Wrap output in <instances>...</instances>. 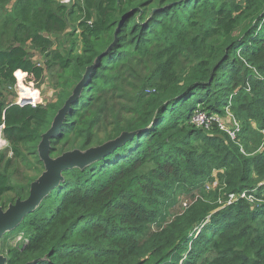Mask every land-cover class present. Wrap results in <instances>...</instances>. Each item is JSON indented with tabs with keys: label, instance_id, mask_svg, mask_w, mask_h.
I'll return each mask as SVG.
<instances>
[{
	"label": "trees",
	"instance_id": "trees-1",
	"mask_svg": "<svg viewBox=\"0 0 264 264\" xmlns=\"http://www.w3.org/2000/svg\"><path fill=\"white\" fill-rule=\"evenodd\" d=\"M66 32L69 50L54 49L51 37ZM28 49L45 57L42 66ZM104 53L50 156L139 132L84 168L62 171L63 182L0 238L6 264H264V202L240 199L244 191L263 199L264 0H0V127L8 143L0 207L28 197L43 172L41 136ZM46 74L54 102L5 103L2 89ZM200 106L208 116L228 107L241 127L236 141L215 123L192 124ZM210 182L223 188L219 207L196 198L166 228L148 232L161 202ZM230 194L235 200L220 206Z\"/></svg>",
	"mask_w": 264,
	"mask_h": 264
},
{
	"label": "water",
	"instance_id": "water-1",
	"mask_svg": "<svg viewBox=\"0 0 264 264\" xmlns=\"http://www.w3.org/2000/svg\"><path fill=\"white\" fill-rule=\"evenodd\" d=\"M106 54L107 53H104L92 66L86 69L82 79L72 90L70 97L55 115L48 131L41 136L37 146V154L43 165V172L30 184L28 197L24 200L16 199L14 203L9 204L5 209L0 207V238L5 233L14 230L23 221L26 215L32 213L39 206L40 202L63 182L62 171L71 168H84L88 164L112 153L139 132H123L117 138L85 151L72 150L55 158L50 156L51 139L58 136L62 121L65 114L70 109V105L78 98L90 77V73L100 64ZM26 105L30 104H25L24 106ZM199 110H202V106L199 107ZM245 258L246 257L243 256V259ZM0 264H6V257L2 254H0ZM29 264H37V261H33Z\"/></svg>",
	"mask_w": 264,
	"mask_h": 264
},
{
	"label": "rangeland",
	"instance_id": "rangeland-1",
	"mask_svg": "<svg viewBox=\"0 0 264 264\" xmlns=\"http://www.w3.org/2000/svg\"><path fill=\"white\" fill-rule=\"evenodd\" d=\"M67 33L69 32L51 37V41L53 43L54 49L69 50L71 46V42L69 41V38H67ZM72 39H74V37ZM75 49H80L79 41H77ZM28 53H29V56L31 57L32 62H34L36 65L42 66L44 64L46 60L44 56H42L38 52H35L34 50H31V49H28ZM2 93H4L6 104L12 101H14V103L15 101L16 102L21 101L22 103L21 105L30 104L32 106H37V105L45 106L47 104L54 102V100L56 99V90L54 88L53 81L49 74H46L44 80L38 84H35L34 81H32V83H29L28 81L27 85L25 84H23V86L20 85L19 88L15 87L14 90L12 88L2 89ZM202 112L205 113L204 111ZM227 112L231 113L228 107L225 108L224 116L227 114ZM224 116H212V117L221 118ZM191 122L192 124H195L196 127L198 126L196 123L192 121V119H191ZM202 128H204L205 130H210L211 125L208 128L206 127H202ZM263 140L264 138L261 136L259 143H262ZM258 144L253 143L251 147L255 148L256 145ZM259 146H261V144H259ZM7 147H8L7 141L3 139L2 136L0 135V152L5 151ZM217 173L219 175H222L223 172L219 170ZM210 183L211 184L207 185L206 187L203 186L202 188L195 189L193 193L178 192V194L175 195L174 197L170 196L167 199H165L163 202H161L159 216L157 220L153 224L150 225L148 232H155L163 228H166L173 221V219L177 215L181 214L183 210L187 207V205H190L193 202V200H195L196 198L207 199L211 201L214 206H217L218 204H216V201H215V196H216L215 192L218 190V193H220L223 188H219L218 184L214 182H210ZM258 186L264 187V180ZM261 191L263 193L261 194L263 199H260L258 197L257 198L260 199L261 202L263 203L264 202V192H263L264 188ZM219 203H220V206L222 203L226 205V201L220 200ZM253 203H256V202H253ZM147 234L148 233L140 236L139 239L140 240L145 239ZM22 241H23V235H19L16 237L14 241H10L9 244L13 245L15 244V242L20 243Z\"/></svg>",
	"mask_w": 264,
	"mask_h": 264
},
{
	"label": "built area",
	"instance_id": "built-area-1",
	"mask_svg": "<svg viewBox=\"0 0 264 264\" xmlns=\"http://www.w3.org/2000/svg\"><path fill=\"white\" fill-rule=\"evenodd\" d=\"M61 3H70L71 0H59ZM18 106L21 105V101L16 102ZM32 106V105H30ZM34 107V106H32ZM192 121L198 125V127H206L208 128L212 123H215L218 129L224 132L232 141H236L238 133L241 131L240 124L236 117L232 113H228L224 117H212L208 116L206 113L202 111H198L192 117ZM195 125V124H194ZM264 138V128L259 131ZM0 135H1V127H0ZM264 148V140L259 147V150ZM240 199H245L251 203L256 202L257 204H261V200H258L255 196L249 195L247 191H244L240 194ZM235 200V196L233 194L229 195L228 200L226 201V205H230ZM264 209V208H263Z\"/></svg>",
	"mask_w": 264,
	"mask_h": 264
},
{
	"label": "bare ground",
	"instance_id": "bare-ground-1",
	"mask_svg": "<svg viewBox=\"0 0 264 264\" xmlns=\"http://www.w3.org/2000/svg\"><path fill=\"white\" fill-rule=\"evenodd\" d=\"M52 140V139H51Z\"/></svg>",
	"mask_w": 264,
	"mask_h": 264
}]
</instances>
